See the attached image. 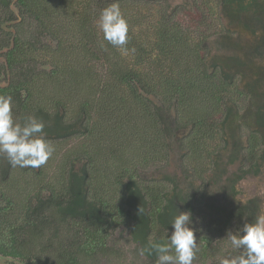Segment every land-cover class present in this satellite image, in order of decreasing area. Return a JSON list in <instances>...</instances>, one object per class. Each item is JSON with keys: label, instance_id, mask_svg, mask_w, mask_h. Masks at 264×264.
<instances>
[{"label": "trees", "instance_id": "16d2710c", "mask_svg": "<svg viewBox=\"0 0 264 264\" xmlns=\"http://www.w3.org/2000/svg\"><path fill=\"white\" fill-rule=\"evenodd\" d=\"M161 1L119 0L129 25V51L122 54L97 27L100 10L113 0H0L7 22L27 18L36 24L27 39L0 25L11 41L2 47L6 83L0 94L12 95L18 121L27 115L41 119L48 141L77 140L56 146L54 182L42 181L43 172L36 170L31 177L20 175V185L17 172L0 156L4 262L37 264L36 252H50L54 264H84L103 249L109 228L117 224L129 225L140 249L150 241L164 242L177 206L162 182L136 176L139 168L166 159L173 133L169 111L184 120L183 127L190 126L182 136L190 165L199 161L206 141L217 140V124L226 117L240 122L242 108L233 112L226 103L229 94L242 92L232 74L206 59L202 40L211 24L200 30L195 20L181 22ZM217 1L225 7L234 3L239 11L261 7L258 0H248L247 6L245 0ZM208 2L199 0V5L206 9ZM37 63L50 69L34 72ZM226 65L235 68L232 62ZM256 105L249 102L245 117L251 114L264 127V98L262 107ZM29 184L38 187L36 193L29 192ZM44 190L48 194L42 195ZM54 225L75 228L70 240L60 238ZM50 227V238L43 240ZM145 256L156 261L155 253Z\"/></svg>", "mask_w": 264, "mask_h": 264}, {"label": "rangeland", "instance_id": "374dc122", "mask_svg": "<svg viewBox=\"0 0 264 264\" xmlns=\"http://www.w3.org/2000/svg\"><path fill=\"white\" fill-rule=\"evenodd\" d=\"M161 3L166 6L168 5V11L174 12V15H176V19L180 20L181 22H185L184 20H195L197 24H200V30L204 27H207L211 29V32L214 31V36L220 34H224L225 27L223 26L222 22V13L219 11V5L215 0H210L208 2V7L205 9L204 7L200 6L199 0H163ZM210 7V8H209ZM215 13V16L213 18L212 15L209 13ZM209 14V15H208ZM8 14L2 9V6L0 5V25L5 31H12V34L15 32L20 34V36L27 39V37H30L34 34V30L36 27V24L30 20V19H23L19 20L20 18H17L14 22H7L6 17ZM208 15L209 17L205 18V16ZM8 19V18H7ZM211 20V21H210ZM191 22V21H190ZM2 23V24H1ZM192 23V22H191ZM10 25V26H9ZM9 26V28H8ZM213 27V28H212ZM255 31L254 29H252ZM207 32V33H211ZM206 33V35H207ZM233 37H236L238 35L240 39L250 41L252 36L249 32V29L247 28H234V31L232 32ZM214 36H209L208 42H216L218 44L217 38ZM9 34H6V32H0V65L3 63L2 61V53L4 51V48H2L6 43L11 42ZM218 37V36H216ZM8 40V41H7ZM41 40V38H40ZM45 40L49 44H53L50 39ZM221 44V43H220ZM219 45V44H218ZM224 49V48H223ZM35 69L33 70H43V69H50V66L47 65H40L37 63L35 65ZM45 70V71H46ZM3 70H1L0 67V85H4L6 82L4 81V77H2L4 74ZM154 99V98H153ZM157 101V100H154ZM170 112V119L169 124L170 127L173 129L172 138H171V144H173L174 140H176L180 135L182 134L183 130L182 127L184 125V120L178 121L175 112L173 110ZM17 112L14 113V119L16 118ZM246 129H243L245 131ZM246 134V133H244ZM62 142H51L56 148L59 144H62L63 146H60L59 148H65L70 145H73L77 140H68L66 143L62 139H57ZM178 140V139H177ZM170 141V139H169ZM175 146V145H174ZM182 151V147L175 148L172 147L167 153V157L164 160L156 161L153 163L148 164L146 167H144L141 170V174L143 175V179L141 181L147 180L146 178L149 175H153L154 179H157V181L162 182L165 185V190H170L171 184L169 182H166V180L162 179L160 180L161 176L167 175L176 180V182H180V187L185 188V190H188L190 192L192 191H198L191 195V206L193 207L192 218L195 222V225L198 229L196 232L197 236V246L198 251L196 252L195 259L193 260V264H219V259L228 255L230 252H232V248L230 243L226 240V234L229 230L235 231L238 229L243 223L244 218H239L235 214H233L230 211L229 208L230 205L233 204L232 199L229 197L228 193H223L222 185H227L226 181L223 180H217L215 181V178L212 174H208L204 178L196 179L194 178V175H198L195 172H191V170H194L193 166H190L186 161L185 158L181 157L180 152ZM5 158V157H4ZM6 159V158H5ZM59 160V158H56V161ZM2 163H5L2 161ZM55 160L53 158H50L49 161L42 165L40 168H28V170H24L25 173L21 171L22 168L16 167L13 168V172L19 175L20 185L22 183V179L20 175H24L25 177H31L30 175L33 174L34 171H42V174H39L38 177L42 181H50L54 182L55 180V168H54ZM78 166V165H77ZM30 174V175H29ZM190 175V176H189ZM168 177H166L167 179ZM194 178V179H193ZM33 179V177H32ZM188 180H192L193 183L189 184ZM32 183V182H31ZM30 183V184H31ZM30 193H36L35 185H30ZM217 185V186H216ZM28 186V187H29ZM249 187L252 188V190H257V195L260 197V200L264 202V173L260 172V174L257 176V178L248 176L247 180H242L239 184L240 189L247 190ZM42 195H45L47 193L46 190L44 192H41ZM48 194V193H47ZM250 193H242L238 196L239 201H245L246 198ZM185 195V193H184ZM180 203V208L182 211L183 206ZM217 208L223 207V213L219 212ZM229 207L228 209H226ZM216 209L218 213H216L213 209ZM226 209V210H225ZM53 208L49 209V211H46L47 214H50V211L52 212ZM218 214V215H216ZM47 215L45 214V218ZM229 218V220H227ZM219 221L222 222L223 226L219 224ZM228 221V222H227ZM56 226V225H54ZM53 227V226H52ZM52 227H50V230L48 229L44 234L43 240L50 238L49 235L51 234ZM57 235L60 236V238H63L66 235L67 240H70V237L72 234L71 230H74L75 228H71L70 226H66L65 228H61V226L57 227ZM158 230V226L154 227L152 229L153 234L155 231ZM76 231V230H75ZM171 229L169 230L170 233ZM163 232V231H162ZM164 233V232H163ZM162 233V234H163ZM165 234V233H164ZM167 234V233H166ZM205 236L204 240L203 237ZM105 245L102 250H97L92 252L89 256H87V259L84 261V264H156V261L149 260L145 255H140L139 249L140 247L132 240L130 232H129V225L127 224H117L112 225L105 237ZM36 256L39 258V263L37 264H45L42 263V261H49L50 264L54 262L53 254H50V252L46 253H40L36 252ZM8 259H10L8 257ZM8 261V260H7ZM12 264H25L20 263L17 261V259L11 261ZM0 264H10V262H4L2 258H0ZM34 264V263H32Z\"/></svg>", "mask_w": 264, "mask_h": 264}, {"label": "flooded vegetation", "instance_id": "af4514ba", "mask_svg": "<svg viewBox=\"0 0 264 264\" xmlns=\"http://www.w3.org/2000/svg\"><path fill=\"white\" fill-rule=\"evenodd\" d=\"M215 1L219 5V11L222 13L221 17L225 33L216 34L218 36L216 37L214 36V31H208L211 33L203 36L205 38L202 40V45L207 49L206 59L210 63L215 64L216 69H218L217 65H219L226 72L232 74L236 89L242 92V94H229L230 102L226 103V106L232 107L233 112L242 108V111L239 113L241 118L238 119L240 122L231 123L230 119L226 117L227 119L224 123L217 124L215 133L217 140L210 143L206 141V143L208 142L205 145L206 150H204V153L200 152L199 161L189 165L194 167V170H191V172L198 174L194 175V178L198 180L208 174H212L217 178L215 179L216 182L217 180L226 181L227 185H222L223 193H228L233 201V204L230 205L231 207H227L226 209L229 208L231 210L230 214L232 211H235L237 217L251 222L256 216L264 214V202L256 194L257 190H252L251 187L247 190L240 189L239 184L242 180H247L248 176L257 178L260 172L264 173V127L255 123V121L253 122L250 117L251 114L245 117L246 114H249L247 113L249 112V102L252 106L256 105V102H259L260 108V106L262 107V99L264 98V0H258L261 3V7L250 5L240 11L237 10V6L234 3H228L227 7H225L222 3L217 0ZM248 2V0H245L243 4L247 6ZM209 14L212 15L211 18L215 16L213 12ZM208 15L206 16L209 17ZM234 28L249 29L252 36L251 40L240 39L238 35L233 37L232 32ZM209 36L217 38L219 45L215 41L212 43L208 42ZM230 62L235 66L233 70L228 69L226 65ZM261 111L263 112L264 108H261ZM221 116L224 117V114ZM244 122L251 124L245 126ZM182 129L184 130L180 137L177 138L178 140H174L173 144L169 141L168 151L171 146L175 148H180L181 146L182 151L180 155L187 161L188 151L182 138L189 134L190 126L182 127ZM243 129L246 130L243 131ZM207 152H209L210 158L207 156ZM204 155L205 158H203ZM142 169H138L136 178L140 177L143 179V175L141 174ZM166 177L168 176H161L160 180L165 179L166 182L171 184L169 195L172 198V202L177 206V209L182 211L179 205L182 203L183 210L193 211V207H190L192 201L191 195L198 191L190 192L189 189L185 190V188L180 187V182H176L170 176L172 180H169V177L166 179ZM146 179V182H155L157 180L154 179L153 175H149ZM188 182L189 184L193 183L192 180H188ZM242 193H250V196L245 201H239L238 196ZM215 208L219 212H222L224 209L223 207ZM215 208L213 210L219 214ZM232 213L235 214L234 212ZM219 224L223 226L221 221H219ZM162 235L165 236L164 233Z\"/></svg>", "mask_w": 264, "mask_h": 264}, {"label": "clouds", "instance_id": "9594fccd", "mask_svg": "<svg viewBox=\"0 0 264 264\" xmlns=\"http://www.w3.org/2000/svg\"><path fill=\"white\" fill-rule=\"evenodd\" d=\"M97 27L103 40L126 54L129 25L119 0L102 8ZM44 122L33 115L22 120L14 119L11 94H0V156L19 168H40L52 157L55 148L45 138ZM164 242L150 241L139 249L140 255L155 253L156 264H193L198 251V231L190 211H180L173 216ZM226 240L232 252L219 259V264H264V214L251 222L245 221L235 231L229 230Z\"/></svg>", "mask_w": 264, "mask_h": 264}]
</instances>
